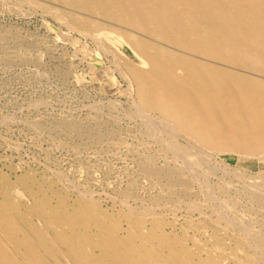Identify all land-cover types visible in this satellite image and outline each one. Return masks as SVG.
<instances>
[{"label":"bare ground","instance_id":"6f19581e","mask_svg":"<svg viewBox=\"0 0 264 264\" xmlns=\"http://www.w3.org/2000/svg\"><path fill=\"white\" fill-rule=\"evenodd\" d=\"M57 1L64 4L65 7L70 8L66 17L75 25L85 28V30L88 28L103 29L106 26L108 28H113V30L115 29L114 31H119L121 38L139 59L137 65L136 63L133 65H126L120 70H123L122 74L126 80H128L129 86L134 92L136 104L142 109L153 110L159 114L160 120L158 121L156 119L158 124L160 123L161 126H164L168 131L171 130L170 132L177 133L178 131L187 135L195 142L204 146L203 148L208 147L217 150H229L246 155L258 156V159L261 158L264 160V0ZM78 12L85 13V15L90 17L80 15ZM106 22L112 25L105 24ZM94 32H96V30ZM97 37L98 36L95 38L98 39ZM110 37L113 38V36ZM100 38L102 39L103 37ZM104 38L106 39V37ZM112 38L111 40L113 41L114 39ZM121 38L120 40H122ZM101 41L102 40L98 42L100 43ZM101 43L103 44V42ZM4 44L2 45L5 47L8 45ZM2 45L1 47H3ZM110 47L108 48L110 49ZM112 47L114 48V46ZM140 112L141 110H139V116L141 114ZM142 117L144 121V115ZM149 117H147V119ZM153 121L150 123L152 127L155 125H153ZM145 127L146 126H144V128ZM156 131H158V129ZM146 132L151 133L149 130ZM164 134L167 136V148L172 146L171 149H173L175 155L181 158V165L183 164L182 166H184V168L193 171V174H189L190 176L195 175V173L197 175V171L200 169L202 161H205V157H203L202 154L199 155L200 152L196 155L191 153L188 148L179 147L178 145L181 143L179 144L177 142L178 144L175 145L171 138L174 136L171 135V133L165 132ZM150 136L154 138L156 133L154 136ZM160 137L157 138V141L160 139V141H164L162 140L163 137ZM173 139H175V137ZM154 141H156V139ZM185 146L187 147V144ZM205 154L206 156L210 155V153L209 155L207 153ZM209 157L211 158V156ZM172 160V162H175L177 159ZM147 163L148 162H146V164ZM153 163L150 165H153ZM156 165L155 167L158 166ZM178 165L181 166L180 164ZM156 169H148L147 171H149L150 174H158L159 171ZM207 171L208 170H206V173ZM222 172L224 173V169H222ZM233 172L236 171L234 170ZM203 173L205 172H202V175ZM208 173H210V171ZM174 174L176 175V173L171 172L168 184H176V180L173 176ZM19 175L20 176L15 178L14 182L10 180V178L8 180L5 176H1L0 178V264H254L253 255L250 253L246 252L244 255H238L237 253H227L224 251L226 245L225 242L218 237L219 228L217 226L218 219L216 217L217 220H213L215 224L209 225L212 229L209 242L201 244L198 239L200 243L196 242L197 240L192 239L193 233L191 235L192 245H189L187 244L185 236L170 235V232L166 230V222L161 217L157 216V214H150V216L146 218L145 213L140 214L141 210L138 211L132 208L131 204L130 207H126V204H124L127 210H119L116 215H112L106 210L101 209L97 204L83 198V195L82 197H76V199L70 203L64 196L53 188L51 189L50 186L52 185L47 186L51 189L49 193V191L46 192L43 189V185L32 184L28 176L21 175V173ZM37 175L39 174L37 173ZM46 175L44 176L48 178ZM198 175L201 176V173H198ZM236 175L235 173V176ZM180 176H182V174ZM195 176L191 178L194 179ZM257 176H259V174ZM183 177L187 178L186 175H183ZM240 178L243 179L242 176ZM48 179H50V177ZM53 179L55 180V178ZM141 179L143 180L144 178ZM138 180L136 181L138 182ZM194 181L196 180L194 179ZM221 181L222 180H220V182ZM248 181H250L249 178ZM198 182L200 183L199 180ZM181 183L179 182V184ZM257 183L259 185L252 186L254 191L250 190L252 191V201L254 200L257 203L256 205L260 207H257V209L261 211V208L264 209V194H262L261 191L258 193L259 189L256 188H259L258 186L261 185L264 190V183ZM15 184L21 185L24 195H26L28 199H31V202L29 204L26 203V206L21 205L22 202H18L17 199H15L16 195L14 192L17 189ZM140 184L141 183L138 185ZM217 184L218 183L214 185ZM150 185L148 186L149 189ZM182 185L185 186L186 184L182 183L181 186ZM228 185L229 184L226 186ZM201 187L199 188L200 190ZM72 188L74 187L72 186L71 189ZM18 189L20 188L18 187ZM62 189L63 188H61V190ZM205 190H207V188ZM78 192L82 194L79 190ZM86 192L87 191H85V193ZM89 194H92V192H89ZM67 195L68 194H66V196ZM213 195L215 196L216 194ZM94 196L96 197V195ZM112 196H110V199ZM144 196L146 197V195ZM114 197L116 198V196ZM210 198L214 199V197ZM141 199L142 198H140V200ZM205 199L204 201H206ZM216 199L221 201L219 198ZM216 199H214V201ZM119 200L121 201L120 198ZM126 202H128V200H125V203ZM145 204H147V202ZM223 204L227 206L226 203ZM167 205L168 207L170 206L169 204ZM174 205L173 203L172 206ZM212 205L213 204H211V206ZM158 206L160 207V204ZM158 206L157 208H159ZM175 207L176 209L178 208L177 206ZM226 208L227 207H225V209ZM144 212L150 213L145 211V209ZM191 213H193V211ZM254 213L255 212H253V214ZM220 215L221 214L217 217H220ZM226 217L227 215H225V218ZM146 221H149L148 228L145 225ZM231 221L232 218L226 222V227L231 226L229 223ZM235 221L238 223L236 219L231 223L234 225ZM122 222H124V226L121 224ZM200 222L202 223V221H199V223ZM240 222L239 224H242L243 221ZM233 227L236 226L234 225ZM246 227L250 226L245 225L244 228H239L240 230L237 228L234 230L240 231L239 235L237 234V245L251 247L252 250L254 248L264 256V236H256L257 234H253L255 232H251L253 229L249 231ZM258 227L259 226L256 228ZM184 228L185 227H183V230ZM199 229L201 230V228ZM225 230L226 229H224V232ZM188 238H190V235ZM235 244H233V246ZM263 262L261 261V263Z\"/></svg>","mask_w":264,"mask_h":264},{"label":"rangeland","instance_id":"374dc122","mask_svg":"<svg viewBox=\"0 0 264 264\" xmlns=\"http://www.w3.org/2000/svg\"><path fill=\"white\" fill-rule=\"evenodd\" d=\"M69 11V7H65L64 4L57 0H0V41L3 39L0 44L2 45L5 42L4 45L8 44V47L6 46L8 49L0 45V170H2L0 171V178L5 176L8 180L10 178L14 182L15 178L20 176L19 174L21 173V175L28 176L29 181L31 180L30 183L43 185V189L46 192L49 191L50 193L53 188L70 203L76 197H82L83 195V198L97 204L101 209L112 215H116L119 210H127L126 207H130L131 204L132 208L138 211L141 210L140 214L145 213L146 218L150 214H157L166 222V230L170 232V235L185 236L189 245H192V239H198L201 244L208 243L212 235V229L209 225H214L213 220L217 218L218 237L226 245L224 251L237 253L238 255H244L247 252L253 255L254 264H263L264 256L261 252L256 251L253 247L252 250L251 247L238 246L236 242H238L237 237L240 233L239 228L242 229L245 225L250 226L246 227L249 231L256 229L251 231L252 233L255 232L253 233L254 235L264 236V209L261 208V211L257 209V207H260L256 205L257 203L254 200L252 201L251 194V190L254 191L253 185H257V182H260V184L264 183V178H262L264 177V160L258 159V156L229 150L203 148L204 146L187 135L178 131L177 133L170 132L171 130L168 131L160 123L158 124L160 120L159 114L153 110L142 109L136 104L134 92L129 86L128 80L122 74L123 70H120L126 65H133L134 63L137 65L139 59L121 38L119 31H114L115 29L113 30V28L106 26L103 29L88 28L86 31L85 28L75 25L66 17ZM78 13L85 15V13ZM85 16L90 17L88 15ZM105 24L112 25L108 22ZM95 30L96 32H94ZM96 33L100 34L97 35ZM94 34L98 36L99 40L95 38ZM110 36H113V38ZM100 37L103 38L101 39ZM104 37H106L107 41ZM111 38L114 40L112 41ZM100 40H102L103 44L98 42ZM106 46L111 47L109 49ZM138 108L141 110L140 116ZM143 115L145 117L144 121L142 120L144 119ZM151 119L152 121L154 120L153 125H155L153 127L150 124L152 123ZM153 128L158 129V131ZM148 130L151 133L146 132ZM160 131L171 133L175 137V139L171 137L175 145L181 143L182 145H178L179 147L188 148L191 153L196 155L200 152L199 155L202 154L205 157L200 169L205 170L201 171L198 169L197 175L195 173L196 176H190L193 171L184 168L183 164L181 165V158L175 155L173 149H171L172 146L167 148V136ZM155 133L158 137L154 136ZM150 135H153L154 138ZM159 135L163 137L162 140L165 142L160 141L161 139L157 141V138L160 137ZM155 139L156 141H154ZM186 144L187 147L185 146ZM204 152L208 155L210 153L209 156L211 158L206 156ZM171 158L177 160L172 162ZM146 162H148V165ZM151 163L153 165H150ZM21 167L27 168L26 171L24 168L23 171ZM148 169H156L159 173L150 174L147 171ZM222 169H224V173ZM206 170H208L207 173L210 171L212 175L210 173L207 174ZM234 170L236 172H233ZM171 172L176 173V175H173L176 184L174 183L173 185L168 184ZM202 172L205 173L202 175ZM198 173H201V176ZM235 173L237 174L236 176ZM145 174L151 177H146ZM179 174H182V176ZM258 174L259 176H257ZM44 175L48 176V178L50 177V179ZM183 175H186L187 178L183 177ZM193 176H195L194 179L196 181L192 179ZM141 178L144 179L142 180ZM248 178L250 181H248ZM181 181L186 185L181 186ZM139 183L141 184L138 185ZM216 183L220 186L218 184V187L214 185ZM226 183L230 186H226ZM15 185L17 189L18 187L20 188L18 191L16 189L17 192L20 191L19 193L14 192L17 196V198L15 196V199L18 202L21 201V205L26 206V203L29 204L31 199L24 195L21 185ZM47 186H50L51 189ZM72 186L74 188L77 187L82 194H79L77 188L71 189ZM200 187L201 190L199 189ZM258 187L256 188L259 189L258 193L261 191L264 194L262 186ZM61 188L63 189L61 190ZM206 188L207 190H205ZM85 191L88 193L86 192V194ZM89 192H92V194H89ZM66 194L68 195L66 196ZM213 194L216 195L214 196ZM236 194L240 195L237 196ZM110 196L113 198L116 196V198L113 199L111 197L110 199ZM208 196L214 197V199L219 198L221 201L218 199L214 201ZM140 198H142V201ZM95 200L99 201L96 202ZM125 200H128V202L125 203ZM144 200L147 204H145ZM173 203L175 204L174 206H172ZM196 203L200 205L198 206ZM221 203H226L227 206ZM124 204H126V207ZM159 204L160 207L158 206ZM167 204L171 207H168ZM211 204L213 205L211 206ZM228 205L231 206L229 207ZM175 206L178 208L176 209ZM225 207L227 208L225 209ZM144 209L150 213L144 212ZM192 211L193 213H191ZM253 212L255 213L253 214ZM219 214L224 217L221 215L217 217ZM225 215H227L226 218ZM230 217L232 218V223L234 219L238 221V223L235 221L234 225L236 227H233L234 225L231 222L229 223L232 228L231 226L226 227V222L231 220ZM187 219L190 221L188 222ZM196 220L202 221V223ZM224 220L227 221L225 222ZM239 220L243 221L242 224H239L241 223ZM121 224L123 225L124 222ZM145 225L146 227L149 226V221H146ZM242 225L244 226L241 227ZM257 226L259 227L256 228ZM183 227H185L184 230L186 232ZM197 228H201V230ZM236 228L239 230L234 231ZM224 229H226L225 232ZM193 233L194 235H192ZM189 235L190 238H188ZM198 240L196 242L200 243ZM233 244L235 245L233 246Z\"/></svg>","mask_w":264,"mask_h":264}]
</instances>
